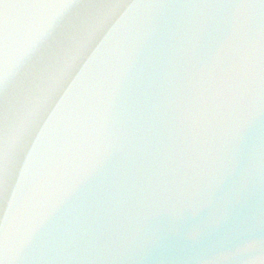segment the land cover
Segmentation results:
<instances>
[{"label":"water","instance_id":"water-1","mask_svg":"<svg viewBox=\"0 0 264 264\" xmlns=\"http://www.w3.org/2000/svg\"><path fill=\"white\" fill-rule=\"evenodd\" d=\"M0 264H264V0H0Z\"/></svg>","mask_w":264,"mask_h":264}]
</instances>
